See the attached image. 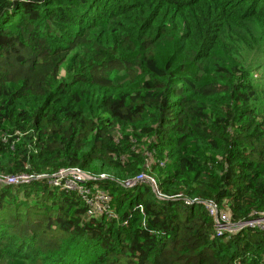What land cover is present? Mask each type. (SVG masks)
<instances>
[{"label": "trees", "instance_id": "trees-1", "mask_svg": "<svg viewBox=\"0 0 264 264\" xmlns=\"http://www.w3.org/2000/svg\"><path fill=\"white\" fill-rule=\"evenodd\" d=\"M7 176L0 264H264L263 231L184 202L264 214V0H0Z\"/></svg>", "mask_w": 264, "mask_h": 264}, {"label": "built area", "instance_id": "built-area-1", "mask_svg": "<svg viewBox=\"0 0 264 264\" xmlns=\"http://www.w3.org/2000/svg\"><path fill=\"white\" fill-rule=\"evenodd\" d=\"M106 175H102L101 179L105 178ZM96 178L92 175L81 171L79 169H68L62 170L58 174L53 175L51 179V183L54 187L66 189V190H78L83 199L87 204L90 205L91 210H89V214L93 215L97 212H103L107 210L109 205L110 197L106 194H101L96 198L92 197L91 190L82 186V183L86 181L95 180ZM31 180L29 176H7L4 179H0V182H4L8 185H20L28 183ZM138 182H147L151 184L154 188H156V181L144 174L138 176L136 179L128 180L123 185L126 188H133L137 185ZM160 199L165 200L168 197L159 196ZM186 205H192L194 203L203 204L209 211V214L214 219L215 230L218 236H230L239 234L243 230L252 229V230H260L264 232V214L255 213L254 217L251 219L241 220V221H233L230 215L219 208L218 204L213 201H200L198 199H184Z\"/></svg>", "mask_w": 264, "mask_h": 264}]
</instances>
